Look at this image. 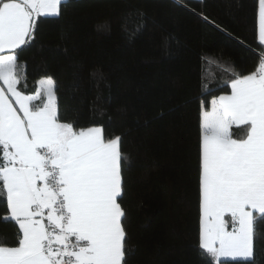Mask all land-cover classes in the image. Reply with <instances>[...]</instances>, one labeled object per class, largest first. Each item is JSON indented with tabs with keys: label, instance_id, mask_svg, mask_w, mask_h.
Listing matches in <instances>:
<instances>
[{
	"label": "trees",
	"instance_id": "1",
	"mask_svg": "<svg viewBox=\"0 0 264 264\" xmlns=\"http://www.w3.org/2000/svg\"><path fill=\"white\" fill-rule=\"evenodd\" d=\"M17 52L22 93L51 77L62 123L121 137L127 264H214L200 248L201 101L229 94L264 62L258 0H68ZM231 134L244 139L247 126ZM257 232L255 264H264V222ZM20 235L0 220V246Z\"/></svg>",
	"mask_w": 264,
	"mask_h": 264
},
{
	"label": "snow or ice",
	"instance_id": "2",
	"mask_svg": "<svg viewBox=\"0 0 264 264\" xmlns=\"http://www.w3.org/2000/svg\"><path fill=\"white\" fill-rule=\"evenodd\" d=\"M67 6L68 0H0V80L14 97L0 88V195L10 208L0 220L14 221L22 233L15 246H0V264H127L132 250L121 137L106 138L101 126L62 123L51 77L39 81L47 102L37 110L30 105L38 97L16 87L17 50ZM258 30L264 45V0ZM230 87L228 95L201 101L200 248L214 264H255L257 223L264 222V62ZM233 125L247 126L246 138L234 139Z\"/></svg>",
	"mask_w": 264,
	"mask_h": 264
},
{
	"label": "crops",
	"instance_id": "3",
	"mask_svg": "<svg viewBox=\"0 0 264 264\" xmlns=\"http://www.w3.org/2000/svg\"><path fill=\"white\" fill-rule=\"evenodd\" d=\"M258 37H259V30H258ZM254 74V73H253ZM17 87V86H16ZM0 88H3L4 90H5V92H6V94L7 95H9V97H10V99H12L13 101H14V97H11V94L10 93H7V86L3 83V81L2 80H0ZM17 90L18 91H20L18 88H17ZM21 92V91H20ZM22 93V92H21ZM231 93V92H230ZM229 93V94H230ZM23 95H27V94H24V93H22ZM225 95H228V94H225ZM31 96H37L38 98L37 99H34L32 102H31V105H30V107H32L33 108V104L35 103V102H37L38 100H41V99H43L44 100V102H43V105L47 102V97L43 94V92L42 91H40L39 90V83H38V89H37V92L36 93H34V94H31ZM42 105V106H43ZM41 106V107H42ZM14 107H17L18 108V106L17 105H15L14 104ZM40 108V107H39ZM39 108H37V109H39ZM34 109V108H33ZM37 109H34V110H37ZM204 110V109H203ZM207 110H210V106L207 108ZM201 127H202V119H201ZM233 127H238V126H235V125H233ZM232 127V128H233ZM239 127H243V125L242 126H239ZM232 128L230 129V132L232 133ZM255 214V213H254ZM8 217H10V208H9V216ZM46 223H47V221H46ZM201 230H202V209H201ZM229 230H231L230 228H229ZM75 242V241H74ZM221 260H224L223 258L221 259Z\"/></svg>",
	"mask_w": 264,
	"mask_h": 264
},
{
	"label": "rangeland",
	"instance_id": "4",
	"mask_svg": "<svg viewBox=\"0 0 264 264\" xmlns=\"http://www.w3.org/2000/svg\"><path fill=\"white\" fill-rule=\"evenodd\" d=\"M48 78V77H47ZM45 79V78H42ZM40 81V80H39ZM39 83V82H38ZM39 90L43 92V94L46 96V92L44 90L41 89L40 84H39ZM47 97V96H46ZM127 129V127H125V130ZM226 219V218H225ZM228 219V218H227ZM226 219V220H227ZM230 224V223H229Z\"/></svg>",
	"mask_w": 264,
	"mask_h": 264
},
{
	"label": "built area",
	"instance_id": "5",
	"mask_svg": "<svg viewBox=\"0 0 264 264\" xmlns=\"http://www.w3.org/2000/svg\"><path fill=\"white\" fill-rule=\"evenodd\" d=\"M258 72V70H256L254 73H257Z\"/></svg>",
	"mask_w": 264,
	"mask_h": 264
}]
</instances>
